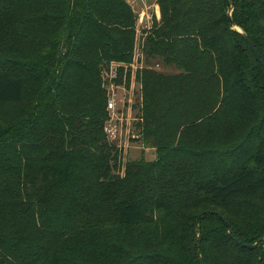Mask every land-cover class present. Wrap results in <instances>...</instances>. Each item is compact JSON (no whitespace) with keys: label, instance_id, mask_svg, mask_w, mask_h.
Returning a JSON list of instances; mask_svg holds the SVG:
<instances>
[{"label":"trees","instance_id":"1","mask_svg":"<svg viewBox=\"0 0 264 264\" xmlns=\"http://www.w3.org/2000/svg\"><path fill=\"white\" fill-rule=\"evenodd\" d=\"M158 2L161 20L146 38L145 59L180 72L141 73L144 140L157 146L166 115L188 95L204 94L194 120L205 119L218 136L230 112L249 126L253 149L230 171L216 166L237 147L200 168L189 145L185 157L162 153L149 163L127 161L123 176L114 172L100 72L110 60H131L135 14L125 0H0V103L34 94L21 124L0 116V147L12 142L14 155L11 177L0 174L8 189L7 199L0 193V264H63L68 237H53L55 225L32 212L56 203L73 207L65 221L79 229L105 230L96 239L112 245L107 264H199L198 251L203 264H264V240L244 246L264 236V68L229 20L264 60V0ZM217 149L201 144L204 154ZM234 203L229 213L216 206Z\"/></svg>","mask_w":264,"mask_h":264},{"label":"rangeland","instance_id":"2","mask_svg":"<svg viewBox=\"0 0 264 264\" xmlns=\"http://www.w3.org/2000/svg\"><path fill=\"white\" fill-rule=\"evenodd\" d=\"M125 2L135 14L131 60H110L101 65L100 72L102 88L106 95L103 133L105 134V140L108 142L107 149L118 152V157L111 162L112 170L123 176L127 161L143 160L149 163L156 161L159 154L167 152L185 157L189 154L190 145L200 157V168L202 166L203 168L210 167L206 163V157L211 156L219 161L218 157L221 158L222 155L219 152L223 151V155H225L226 151H232L237 147V150L233 152V157H226L225 161L216 166L219 172L223 170L230 171L239 158L253 149L254 138L252 134H249V126L230 112L221 115L219 128L217 127L218 136L213 135L211 126L207 130V126L204 124L205 119L194 120L203 111V100L206 97L204 94L188 95L180 107L166 115L162 121L166 127V135L161 142L157 143V146H150L144 140L146 138L143 130L144 80L141 78V73L149 70L154 75H169L180 71L174 66L164 65L158 57L145 59L144 44L146 38L153 29L154 24L159 23L161 20V8L158 0H125ZM153 80L152 77L150 81ZM33 84L34 79H32ZM33 103L34 94L31 91L20 103L1 102L0 116L4 121L11 122L15 126L19 125L26 114L32 111ZM70 116L72 117V115ZM175 124H178L177 128L179 129H174ZM174 134L175 138L172 137ZM148 137H152L151 133ZM179 139H181L180 142ZM202 142H204L207 149H212L219 144V149L204 154L201 150ZM11 143L9 142L6 146L0 147V174L3 173L8 177H11L14 157ZM215 152L216 154H214ZM11 179L14 183H17V179L14 177ZM10 190L13 193V184H11ZM7 191L8 189L4 186L0 187V193L6 199ZM249 201L255 203L256 199H249ZM0 202H2L1 197ZM61 205L63 207L56 203L50 209L43 210L40 208L32 212L36 214L37 218L41 215L42 218L51 221L55 225L54 230H52L53 237H68L63 254H60V258L63 255V264H68L66 260L72 262V264H107V261H111L112 245L109 244L104 248L102 243L96 239V237H102L105 230L87 229L81 225V229H79L78 226H75L74 219L70 218L65 221L67 219L65 213L73 212V207L69 206L68 203H61ZM216 206L228 213L236 209L235 203L231 205L217 204ZM64 230H69L72 234H61ZM139 232V228L133 231L136 235ZM140 236L143 237L142 234Z\"/></svg>","mask_w":264,"mask_h":264},{"label":"water","instance_id":"3","mask_svg":"<svg viewBox=\"0 0 264 264\" xmlns=\"http://www.w3.org/2000/svg\"><path fill=\"white\" fill-rule=\"evenodd\" d=\"M231 12H229L230 14ZM229 20H230V25L235 28L237 31L239 32H242V35L244 37V39L247 41L248 45H249V48L251 49V51L253 52V54L255 55L256 59L259 61V63L262 65V67L264 68V60L260 57L258 51L256 50V48L254 47L253 43L250 41V39L248 38L247 34L244 33L240 28H237L235 27L234 25V22L232 21V18H231V14L229 15ZM209 211H203V212H200L197 216V225H198V229H200L201 227V219L202 217L205 215V214H208ZM215 213V212H213ZM225 225L227 227V232L229 234V236H232V232H231V225L228 223V222H225ZM264 240V236H262L258 241H256L255 243L253 244H244V246L250 248V249H253L255 247H257L260 242H262ZM198 261H199V264H203V259H202V256L200 254V252L198 251Z\"/></svg>","mask_w":264,"mask_h":264}]
</instances>
